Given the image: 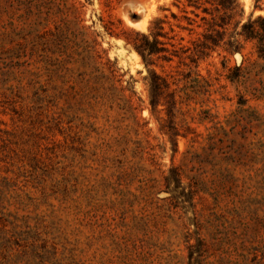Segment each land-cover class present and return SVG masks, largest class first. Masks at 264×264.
I'll list each match as a JSON object with an SVG mask.
<instances>
[{"label": "rangeland", "instance_id": "rangeland-1", "mask_svg": "<svg viewBox=\"0 0 264 264\" xmlns=\"http://www.w3.org/2000/svg\"><path fill=\"white\" fill-rule=\"evenodd\" d=\"M81 1L101 58L93 43H0V264H264L257 43L193 62L197 35L175 26L189 50L154 66L187 85L171 122L105 26L148 33L167 15L169 31L171 11L187 23L175 0ZM239 2L242 22L264 15V0Z\"/></svg>", "mask_w": 264, "mask_h": 264}, {"label": "trees", "instance_id": "trees-1", "mask_svg": "<svg viewBox=\"0 0 264 264\" xmlns=\"http://www.w3.org/2000/svg\"><path fill=\"white\" fill-rule=\"evenodd\" d=\"M174 4L187 23H182L179 13L171 11L176 22L169 24V31L164 27L167 15L154 18L148 33L125 24L119 31L113 25L105 26L111 36L123 39L126 46L142 57L152 78L153 110L162 103L171 122L175 108L181 102L178 93L183 91L189 95L187 85L180 90H170L167 77L154 66L160 60L171 61L174 56L182 58L180 51L189 50L183 46L175 47V26L197 35L190 40L195 43V52L188 55L193 62L222 43H234V48L226 46V50L242 52L243 43L248 41L257 43L259 56L264 58V15L251 16L242 22L239 0H175ZM84 6L81 0H0V43H93L96 56L101 58L96 48L100 42L97 35L90 32ZM68 12L73 15L72 19L66 18ZM191 73L185 79H189Z\"/></svg>", "mask_w": 264, "mask_h": 264}, {"label": "bare ground", "instance_id": "bare-ground-1", "mask_svg": "<svg viewBox=\"0 0 264 264\" xmlns=\"http://www.w3.org/2000/svg\"><path fill=\"white\" fill-rule=\"evenodd\" d=\"M144 22H145V21H144ZM144 22H143V23H144ZM135 55H136V54H135Z\"/></svg>", "mask_w": 264, "mask_h": 264}]
</instances>
